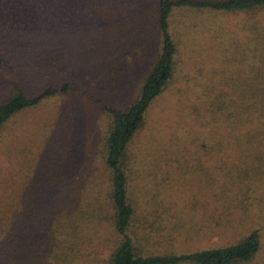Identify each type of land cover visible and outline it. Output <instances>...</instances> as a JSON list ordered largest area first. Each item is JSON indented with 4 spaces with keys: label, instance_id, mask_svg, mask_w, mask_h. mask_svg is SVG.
Wrapping results in <instances>:
<instances>
[{
    "label": "trees",
    "instance_id": "trees-1",
    "mask_svg": "<svg viewBox=\"0 0 264 264\" xmlns=\"http://www.w3.org/2000/svg\"><path fill=\"white\" fill-rule=\"evenodd\" d=\"M263 8L264 0H0V264L253 262L262 248L258 228L193 252L146 251L142 239L150 234L142 230L134 196L132 149L183 63L179 12ZM263 39L235 53L238 68L223 81L215 79L216 70H202L207 81L195 80L197 87L188 89L192 102L181 108L198 127L191 142L216 157V179L212 169L207 176L219 201L232 185L248 193L249 178L264 177ZM137 60L136 90L125 97L133 76L126 71ZM72 93L88 96L104 117L106 181L94 183V172L76 178L67 165L69 139L58 147L37 145L54 124L42 121L37 130L12 125L21 114ZM234 155L239 159L231 163ZM223 177L225 190L215 186ZM100 183L97 195L93 185ZM223 224L217 220L211 233Z\"/></svg>",
    "mask_w": 264,
    "mask_h": 264
},
{
    "label": "rangeland",
    "instance_id": "rangeland-1",
    "mask_svg": "<svg viewBox=\"0 0 264 264\" xmlns=\"http://www.w3.org/2000/svg\"><path fill=\"white\" fill-rule=\"evenodd\" d=\"M177 20L178 27L183 29V63L176 72V81L156 101L132 149L134 196L144 216L142 230L150 234V239H142V247L155 253L193 252L206 246L235 242L258 228L262 233V248L250 264H264V177L249 178L248 193H239L234 185L226 187V177L219 178L215 186L221 184L223 190L228 189L220 201L217 200L207 176V171L212 169L213 179H216L217 160L209 151L200 150L191 142L190 135L195 134L190 132L195 133L192 130L198 127L181 111L182 106L192 102L188 89L197 87L199 82L196 84L195 80L208 78L200 74L202 70L204 73L216 70L219 73L215 79L223 81L238 68L235 53L241 52L245 44L250 48L258 45L264 35V8L252 12L188 10L179 12ZM139 62L137 60L126 71L133 76L124 91L125 97L132 96L136 90ZM69 70L72 77L77 78L74 67ZM89 74L91 72L85 78ZM92 82L95 84L94 80ZM42 121L54 127L48 129L46 142L45 136L40 134L37 145L52 143L58 147L69 139L67 165L77 171L76 178L96 173L99 178L92 180L94 183L106 181L100 153L106 124L101 111L88 96L78 93L58 96L21 114L12 125L23 122L21 130L26 125L37 130ZM35 150L38 154V148ZM238 159L234 155L229 161ZM101 184L93 185L96 194ZM217 220L224 224L213 234ZM106 255L107 251L102 256Z\"/></svg>",
    "mask_w": 264,
    "mask_h": 264
}]
</instances>
